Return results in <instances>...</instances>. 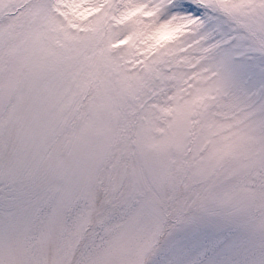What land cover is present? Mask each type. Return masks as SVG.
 <instances>
[{
    "label": "snow or ice",
    "instance_id": "obj_1",
    "mask_svg": "<svg viewBox=\"0 0 264 264\" xmlns=\"http://www.w3.org/2000/svg\"><path fill=\"white\" fill-rule=\"evenodd\" d=\"M0 264H264V0H0Z\"/></svg>",
    "mask_w": 264,
    "mask_h": 264
}]
</instances>
